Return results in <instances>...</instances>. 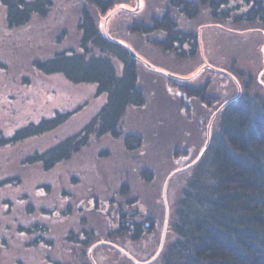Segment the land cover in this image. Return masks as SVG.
<instances>
[{"label": "trees", "instance_id": "obj_1", "mask_svg": "<svg viewBox=\"0 0 264 264\" xmlns=\"http://www.w3.org/2000/svg\"><path fill=\"white\" fill-rule=\"evenodd\" d=\"M84 1L78 12L77 47L34 58L32 66L43 74L60 73L73 84H94L97 94L105 95V101L79 131L42 151L27 154L21 162L23 165L36 164L49 171L79 152L93 136L120 137L127 111L145 104L146 95L139 80L141 61L130 54L126 43L100 32L89 8L93 6L99 13H105L115 5V0ZM0 4L8 26L19 27L33 17H46L54 0H0ZM201 13L210 19V24L227 31L255 32L247 35L249 38L260 36L259 32L264 35V0H169L168 7L159 15H152L149 21H131L127 27L140 36L152 35V45L166 54L179 60H196L201 49L196 17ZM179 16L186 22L181 23ZM210 30H214L212 39L223 50L228 45L221 53L227 64L225 61L217 64L229 67L236 88L232 83L234 93L225 95L215 115H209L212 118L207 120L206 126L210 125V133L205 135V128L202 146L199 136L194 139L187 136L185 140L190 144L176 143L171 149L172 155L180 154L177 159L184 161L185 166L174 169L176 172L169 178L166 202L162 203L161 186L171 169L164 172L162 167L157 177L153 168L145 166L144 162L135 168L143 180L144 195L129 196L133 193L131 187L121 181L118 189L122 200L115 206V221L96 217L91 226L83 217L80 220L83 224L75 229L67 220L74 203L73 208L66 206L67 202L58 209L42 208L36 202L38 196L53 194L46 184L30 196H3L11 186L17 189L21 184L16 175L7 172L0 179L1 264H28V260L34 259L40 264H72L71 261L89 264L84 249L91 248L96 238L108 241L94 245H107L106 248L119 254L125 264H264V87L259 85L255 70L246 71L240 64L245 61L243 45L238 42L243 36L221 29ZM222 33L233 38L222 43ZM215 50L214 54L206 50L212 60L219 58L217 48ZM261 79L264 82V78ZM174 84L187 99L196 98L209 106L219 101L216 96L207 94V84ZM183 97L177 100L179 108H182ZM70 114L56 112L51 118L30 122L16 129L11 137L0 133V147L51 132L65 123ZM179 138L176 136L174 142ZM142 141L135 131L122 135L128 152L140 149ZM192 141L195 144H191ZM193 154L196 157L189 161ZM66 195L60 201L71 200V195ZM114 196L115 192L111 197ZM111 202L115 201L111 199ZM17 204L22 207L21 218L16 215ZM86 204H90L88 199ZM80 208L84 206L78 205L77 210ZM166 209L167 229L155 256ZM168 233L172 236L167 240ZM2 251L7 253L8 259L2 258ZM11 251L23 261L11 257ZM107 260L101 253L96 262L106 264Z\"/></svg>", "mask_w": 264, "mask_h": 264}, {"label": "rangeland", "instance_id": "obj_2", "mask_svg": "<svg viewBox=\"0 0 264 264\" xmlns=\"http://www.w3.org/2000/svg\"><path fill=\"white\" fill-rule=\"evenodd\" d=\"M115 2V5L105 13H99L93 6L89 8L100 32L126 43L143 61L145 60L140 63L139 69V80L146 95L145 104L142 107L130 108L121 123L122 135L131 131L141 135L142 146L135 151L128 152L124 148L122 135L117 138L110 135L93 136L79 152L72 155L70 159L58 163L49 171L42 170L36 164H21L26 156L35 151H42L66 135L79 131L105 101V95L97 94L94 84H73L60 73L43 74L32 66L34 58L50 56L61 49L77 47L78 12L85 3L84 0H54L52 9L46 17H33L31 21L24 24V29L15 32L14 42H9L10 39H7V42L2 45L3 54L15 63V69L18 64L24 72L23 77L26 81L25 86L22 87L25 102L22 107L18 108L19 105L9 103L5 106L3 103L5 100L3 101L0 96V132L4 137H11L16 129L30 122L37 123L41 121V118L52 116L55 111L71 112L69 119L51 132L0 147V179L4 178L8 172L9 175H16L21 180L19 188L13 189L11 186L8 193L3 196H30L39 186L46 184L52 188L53 194L38 196L35 199L36 202L42 208L57 207L58 209L67 202L69 205L66 206L73 208L74 203L75 207L71 209L72 215L68 216L67 220L72 222V227L75 229L83 224L80 223L83 217L90 221L91 226H93L92 221H96V217L103 218L107 222L110 219L115 221V206L122 200V192L118 189L121 181L128 182L131 187L133 193L129 196L139 193L144 195L143 180L139 171L135 169L139 164L145 162L144 165L153 168L157 177L162 167L164 172L168 169L173 172L174 169L183 168L184 161L177 159L180 154L172 155L171 149L176 143L181 146L190 144V141L185 140L187 136L192 139L199 136V143L202 146L204 130L206 128L205 135L208 134L210 126H206L207 120L212 118L209 115H215L225 95L230 96L234 93L231 85L233 83L235 87V84L228 71L229 67L227 69L217 64L225 61L221 53L226 51L228 45L223 50L212 39L214 30H210L221 29L226 32V28L210 24L212 23L210 19L201 13L205 17L202 15L196 17L201 46L199 58L179 60L152 45V35L140 36L131 33L127 27L131 21H149L152 15H159L164 8L168 7L169 0H115ZM0 20H5L4 8L1 4ZM179 20L182 21L181 23L186 22L182 16H179ZM227 32L243 36L238 39V42L243 45L241 49H244L245 56V61H241L240 64L242 68L245 66L246 71L255 70L259 85L264 87L261 79L264 78L263 33L259 32L262 36L249 38L247 35L255 32L239 30L236 33ZM228 38L233 37L222 33V43L229 40ZM259 40L261 44L255 45L254 42ZM18 41H20L19 45ZM216 48L219 58L212 60L206 50L214 54ZM148 63L156 69L149 67ZM224 63L227 64L226 61ZM215 67L225 72L218 71ZM197 70L198 74L192 75ZM174 82L194 86L207 84V94L216 96L219 101L209 106L196 98L187 99L183 97ZM180 97H183L181 98L182 108L177 105ZM176 136L180 138L174 142ZM191 144L195 142L192 141ZM196 154H193L189 161H192ZM167 177L168 175L165 176L161 189ZM114 192L115 196L112 198ZM66 194L71 195V200L67 198L60 201V198L67 196ZM87 199L90 204H86ZM111 199L115 202H111ZM61 202L65 204L61 205ZM164 202L166 200L162 201ZM78 205H83L84 209L77 210ZM163 206L165 207V204ZM21 208V205H15V209H19L16 214L19 218L22 217ZM171 236L172 234L168 233L167 240ZM105 240V238H96L91 245ZM66 245L70 246V244ZM106 247L107 245L104 244L95 245L91 251V258L88 255L90 247H85V256L89 264H97L98 254L101 253L108 259L106 264H125L119 254H114ZM11 253V257L22 260L15 257L17 255H13L14 251ZM2 258L8 259L7 253L2 251ZM28 264H40V261L28 260Z\"/></svg>", "mask_w": 264, "mask_h": 264}, {"label": "flooded vegetation", "instance_id": "obj_3", "mask_svg": "<svg viewBox=\"0 0 264 264\" xmlns=\"http://www.w3.org/2000/svg\"><path fill=\"white\" fill-rule=\"evenodd\" d=\"M22 29H24V25L19 27H9L5 20H0V96H2V100H5H3L4 102L2 101L5 106H7L8 103L17 104L19 105L18 108L22 107L25 103L22 95V87L25 86L24 83L26 82L23 77L24 72L19 68L18 64L15 69V63L3 54L2 45L7 42V39H10L9 42H14L16 36L15 32L19 30L21 31ZM17 43L19 45L20 41ZM56 112L57 111H55L52 116L55 115ZM52 116L44 118H51ZM68 119L69 118H67V120Z\"/></svg>", "mask_w": 264, "mask_h": 264}, {"label": "water", "instance_id": "obj_4", "mask_svg": "<svg viewBox=\"0 0 264 264\" xmlns=\"http://www.w3.org/2000/svg\"><path fill=\"white\" fill-rule=\"evenodd\" d=\"M106 35V34H105ZM129 49V52H130V54L133 56V57H136L137 59H139V61H141V62H145V60L143 61L142 59H141V57L135 52V51H133L132 49H130V47L128 48ZM148 66L149 67H151V68H154V69H156L155 67H153L151 64H149L148 63ZM198 74V70L196 71V72H194L193 74ZM208 134H209V129H208ZM176 170H178V169H176ZM176 171L175 170H173V172H171L170 174H169V176L166 178V181H165V183H164V186H163V190H162V196H163V199L165 200V193H166V186H167V182H168V180H169V178L175 173ZM166 204V203H165ZM167 213H168V211H167V209H166V213H165V220H164V225H163V231H162V234H161V239H160V245H159V249H158V251L156 252V254H155V256L156 255H158V253H159V251H160V248H161V246H162V243H163V240H164V235H165V231H166V224H167ZM95 245H93L90 249H89V253H88V255H89V258H91V251H92V248L94 247ZM154 256V257H155Z\"/></svg>", "mask_w": 264, "mask_h": 264}]
</instances>
